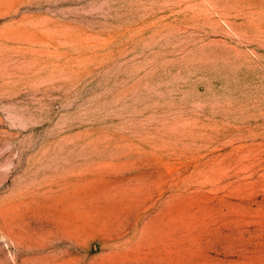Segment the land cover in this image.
Returning a JSON list of instances; mask_svg holds the SVG:
<instances>
[{
	"label": "rangeland",
	"instance_id": "rangeland-1",
	"mask_svg": "<svg viewBox=\"0 0 264 264\" xmlns=\"http://www.w3.org/2000/svg\"><path fill=\"white\" fill-rule=\"evenodd\" d=\"M0 264H264V0H0Z\"/></svg>",
	"mask_w": 264,
	"mask_h": 264
}]
</instances>
